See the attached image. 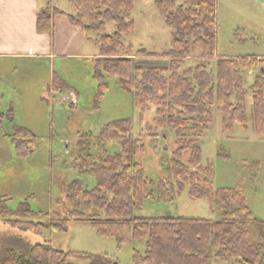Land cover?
I'll list each match as a JSON object with an SVG mask.
<instances>
[{"label": "trees", "instance_id": "trees-1", "mask_svg": "<svg viewBox=\"0 0 264 264\" xmlns=\"http://www.w3.org/2000/svg\"><path fill=\"white\" fill-rule=\"evenodd\" d=\"M70 1L75 10L74 15H68L70 23L82 31L86 41L99 45L100 56L107 57L109 74L119 76L128 84L134 74L132 64L129 59L119 58L118 52L125 37L135 30L128 17L139 0ZM154 1L175 33L173 48L163 54L172 60L170 71L137 69L133 92L136 105L142 111L156 107L158 130L170 129L176 134V158L167 171L169 180L151 181L135 161L140 148L131 137L129 120L112 123L101 131L100 141L117 140L120 144V152L109 158L97 160L92 153L96 139L93 135H85L77 146V168L96 178V187L89 190L78 181L69 185L66 199L73 214L66 220L35 221L37 215L29 208L19 212L25 216L21 221L9 218L6 224L10 227L30 231L44 241L36 245L17 238L0 242V264H112L107 255L94 256L54 248V235L65 231L69 221H85L99 236L113 238L120 246H143V253L134 249L133 264H211L213 261L264 264V231L258 232L257 242L252 244L249 240L251 229H264V222L255 218L244 195L233 190L214 192L211 186L202 188L194 183L195 175L190 170L202 163L199 139L212 122L209 116L214 107L223 115L225 129H233L238 124L247 126L244 74L263 64L250 58L221 59L216 62L215 80L210 67L205 65L180 79L179 71L184 61L194 54L205 61L217 56V0H186L185 10L177 0ZM60 14L64 12L49 3L40 8L38 32L52 34L53 19ZM109 25L115 27L113 34L108 33ZM167 73H170L168 78ZM261 74L252 87V100L257 131L264 134V73ZM20 133L30 134L25 129ZM14 142L19 149L25 146L16 139ZM186 153H189V166L182 160ZM190 184L193 186L189 197L195 201L208 199L212 207L217 206L222 213L220 220L135 215L149 200L174 202ZM5 205H0V212L4 213L0 216L11 212Z\"/></svg>", "mask_w": 264, "mask_h": 264}, {"label": "rangeland", "instance_id": "rangeland-1", "mask_svg": "<svg viewBox=\"0 0 264 264\" xmlns=\"http://www.w3.org/2000/svg\"><path fill=\"white\" fill-rule=\"evenodd\" d=\"M45 2L42 6L49 3L67 15L75 14L70 0ZM177 3L183 10L187 7L186 0H177ZM224 20L226 14L221 8L215 59L205 61L194 54L184 61L179 71L180 79L205 65L210 67L215 80L216 62L225 59L220 58V53L240 47L243 49L236 50L246 53L244 49L255 48L225 44L230 39L231 28H226ZM128 21L134 23L135 30L125 37L118 52L119 58L129 59L132 64L134 74L128 84L119 76L109 74L107 57L100 56L97 43L88 41L85 56L44 63L16 61L13 76L5 78L13 93H5V85L0 83V201H5L0 205L6 204L11 211L7 216H0V242L17 238L29 245L43 243L40 236L6 224L9 218L21 221L25 216L19 212L27 208L38 216L35 221H63L73 214L66 199L69 185L78 181L89 190L97 185L96 178L78 171L79 140L85 135L94 136L92 153L97 160L115 155L120 152L119 141L106 143L98 139L101 131L112 123L129 120L131 137L140 148L135 161L151 181L169 180L167 171L176 158V134L170 129L156 128V107L142 111L136 105L133 90L137 69L170 71L172 60L163 54L173 48L175 33L166 24L154 0H139ZM114 32L115 27L109 25L108 33ZM247 53L263 54L264 48L247 50ZM252 71L256 72L255 77L252 73L244 74L247 126L238 124L233 129H225L223 115L214 107L209 116L212 122L199 139L202 163L190 170L195 175L194 183L202 188L211 186L214 192H241L255 218L264 222V134L256 130L252 100V87L262 74L260 67ZM165 76L168 78L170 73ZM0 82H4L1 76ZM21 129L30 134L20 133ZM14 139L25 143L26 147L23 145L19 149ZM182 160L189 166V153ZM192 186L188 185L172 203L147 201L144 209L135 215L220 220L222 213L217 206L212 207L208 199L195 201L189 197ZM261 231L264 229H251L250 243L258 241ZM52 245L68 252L107 255L112 264H133L134 249L142 253L144 250L143 246H120L113 238L101 237L85 221H69L65 231L54 235ZM211 264L230 263L213 261Z\"/></svg>", "mask_w": 264, "mask_h": 264}, {"label": "crops", "instance_id": "crops-1", "mask_svg": "<svg viewBox=\"0 0 264 264\" xmlns=\"http://www.w3.org/2000/svg\"><path fill=\"white\" fill-rule=\"evenodd\" d=\"M42 4L40 0H0V76L4 80L0 83L5 85V93L14 92L5 78L13 76L16 61L44 63L58 58L85 56L88 42L82 31L70 23L67 14L54 17L52 34L38 32L37 15L44 7ZM221 8L226 14V28H231L230 39L225 44L252 45L255 48L244 49L246 53L236 50L243 47L230 48L220 53V58L240 60L252 56L250 59L262 62L260 72L264 73L261 69L264 68V53H247V50L264 48V0H217L218 33ZM250 73L255 77L256 72Z\"/></svg>", "mask_w": 264, "mask_h": 264}]
</instances>
